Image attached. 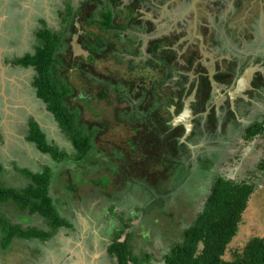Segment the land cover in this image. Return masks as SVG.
<instances>
[{"label":"rangeland","instance_id":"374dc122","mask_svg":"<svg viewBox=\"0 0 264 264\" xmlns=\"http://www.w3.org/2000/svg\"><path fill=\"white\" fill-rule=\"evenodd\" d=\"M80 1L2 0L0 3L4 13L0 14V21L8 22L6 24L8 33L3 31V26L0 35L2 45L7 52V58L22 56L26 53L33 54L40 43L38 31L45 26L57 32L67 31V24L64 22L62 12H70L73 9L80 10L78 6ZM70 2L72 5H69ZM96 13L94 10L92 13L94 15H86L85 22L82 20L84 26L94 32V35L89 33V38H93L92 36L101 32L95 25H90L95 19ZM75 20L81 22V18ZM71 38L67 41L66 60L73 58L76 60L81 57L80 54L72 55L73 50L69 43ZM245 46L246 50H254L251 49L253 48L251 44ZM92 61L90 77L93 72L98 75L116 68L113 60H111L112 62L110 60L97 61L96 63L94 59ZM3 64L6 68L11 67L30 74H37L34 66L13 64L10 59L5 60ZM60 75L67 76L69 83L75 89V92L70 96V105L75 107V111L81 109L82 113L79 119L90 123L92 121L96 124L95 126L103 127L104 130L98 134L97 144L94 145L89 155L81 161L75 162L76 151L68 133L51 117V113L45 111L40 99L35 98V87L23 86V92L31 96L23 104L29 106L30 109L33 107L32 114H40L43 120L48 121L49 133L55 137V144L72 155L65 162L45 158L38 162V166H31L29 163L35 154L33 151L36 149L35 145L25 140H15L6 145L9 147H7L8 149H0L1 165L8 170L15 162L14 170L18 165H25V168L35 172H41L49 167L51 176L49 191L54 199V204L60 215L67 218L72 225L60 227L47 241L16 238L7 249H2L0 245V264H118L117 257L109 253L108 247L117 230L124 226L123 221L134 217L136 213L138 217L132 219L133 225L125 231V235L127 232L131 233L130 243L134 252L141 256L147 252L152 253V258L149 261H144V264H166L165 253L169 252L175 241L183 239V230L195 219L201 206L200 201L212 183L211 177L207 175L205 177L206 173L199 169L198 173L192 177V181H189L190 187L187 190L190 192L179 190L176 197H173L176 202L173 206L164 209L162 205L156 203L149 212L145 211L144 214L143 206L148 202L150 192L143 184L135 187L129 180H121L127 174L125 167L120 166L122 158L126 159L123 157L124 152L121 148H128L126 141L131 137V133L127 125L116 123L114 100H99L96 95L94 97L95 90H98L100 83L96 81L93 84L90 79H86V85H90L91 82L97 87H94V90L86 87L93 94V98L89 102H84L80 94L87 93L81 92L84 89V83L78 73L77 66L72 67L71 65L66 72H61ZM262 82L264 85V80ZM110 96H112L111 92ZM257 97L261 101L262 108L256 110L251 108L249 114L245 115L247 120L253 117L264 120V86ZM26 106L8 109L11 112L10 116L16 122L20 121V118L23 119V123L19 122L14 124L15 126L9 127L24 132L28 127L31 129L30 123L34 119H30L29 125L27 124ZM93 109H101L97 119H94ZM0 112L3 113V110ZM237 129L238 127L229 125L225 132L229 133ZM243 130L244 126L240 127L235 134L230 135L229 139L220 140L221 143H226L224 145L226 151L218 166L222 173L230 177L252 178L257 184V189L244 212L238 234L230 244L226 258H231L232 251L235 248L243 247L250 238L264 237V169L257 168V164L264 160V138L259 140L260 144L256 140L246 142L241 136ZM212 146H210V142L202 141L195 146V152L205 154L212 149ZM219 146L221 149L224 148L222 145ZM214 160L215 157L209 159L210 162ZM215 162L218 160L216 159ZM223 165L225 166L223 167ZM40 166L42 168H39ZM9 171L0 180L2 186L20 188L31 183V178L24 174L25 172L19 171L20 173L10 174ZM192 189L194 190L192 191ZM0 212L6 215L13 225L45 226L38 214L32 216L12 200L0 201ZM1 235L0 232V240Z\"/></svg>","mask_w":264,"mask_h":264},{"label":"trees","instance_id":"16d2710c","mask_svg":"<svg viewBox=\"0 0 264 264\" xmlns=\"http://www.w3.org/2000/svg\"><path fill=\"white\" fill-rule=\"evenodd\" d=\"M246 2L248 6L249 0ZM79 8L82 9L81 6ZM80 10L63 11L62 16L68 30L57 32L46 26L41 28L38 31L40 43L36 51L33 54L26 53L16 57L13 61L15 64L35 67L37 75L34 84L37 88V96L44 100L61 128L68 133L76 151L75 162L89 155L97 144L98 134L104 130L103 127L98 128L93 123L79 119L80 110L75 111V107L70 105V96L75 89L69 83L67 76L60 75L72 65V67L77 66L80 76L85 77L83 67L80 68L76 60L65 58L68 55L67 40L71 38L72 33L78 31L75 19L78 14L83 13V9L82 12ZM111 16L112 13L105 15L104 23L107 22V26H110L113 20ZM109 28L107 30L110 31ZM89 32L94 35V32ZM86 47L93 54L98 51V44L94 42H89ZM260 60L261 58L258 57L255 62ZM249 61V59L246 61V66ZM104 87L100 96L108 98L109 85ZM133 109L134 111L123 108L118 112L120 121L129 127L131 133V137L126 141L128 148H121L124 152L123 157L126 159L122 158L124 161L120 162V166L125 167L127 171L126 176L121 180H129L135 187L143 184L150 192L148 202L143 206L144 214L145 211L149 212L156 203L162 205L164 209L173 206L176 203L173 197H176L179 190L190 192L187 190L190 187L189 181H192V177L198 173L199 169L206 173L205 177L207 175L212 179L208 192L200 201L201 206L195 219L183 230V239L175 241L169 252L165 253V263L264 264V237L261 236L250 238L243 247L232 251L231 258H226L229 246L238 234L244 212L257 189V184L252 178H233L222 173L218 165L223 157L216 151H207L205 154L193 157V148L190 143L198 144L206 132L212 135L211 138L218 145L224 147L226 144L220 142L221 137L217 134V120L210 117L212 119L209 125L210 130L206 131L198 126L199 129H195L188 139L181 141L180 137L183 135L184 128L180 126L171 130L168 123L171 114L168 109H164V112L161 110V114H158L159 111L156 109L139 110L140 112L135 110L136 108ZM147 117L150 123L148 119H143ZM231 122L237 125V130L244 126V123H239L235 119ZM30 124L28 139L36 143L40 150L51 154L54 160L59 162H65L67 158H71L72 154L62 150L54 141H48L46 133L40 128L38 122L32 120ZM232 134L234 132H229L224 138L229 139ZM241 136L246 142L261 141L264 138V120L247 124ZM214 157L218 162L209 161ZM257 165V168L264 169V160ZM1 169L0 165V174ZM24 172L31 178V183L20 188H7L0 183V201H15L23 211H28L32 216L38 214L45 226L13 225L6 215L0 212L2 249H7L16 238L47 241L60 227L72 225L67 218L60 215L54 204L49 191L50 168L47 167L41 172L25 169ZM136 217H138L137 213L134 217L123 221L124 226L117 230L108 247L109 253L117 257L118 264H144V261L152 258V253L147 252L143 256L136 254L130 243L131 233L127 232L125 235V231L133 225L132 219Z\"/></svg>","mask_w":264,"mask_h":264},{"label":"flooded vegetation","instance_id":"af4514ba","mask_svg":"<svg viewBox=\"0 0 264 264\" xmlns=\"http://www.w3.org/2000/svg\"><path fill=\"white\" fill-rule=\"evenodd\" d=\"M248 4L246 0H81L78 6L83 13L76 18H81V24L95 10L90 25L101 32L89 38L90 32L82 23L78 43L89 51L87 55L74 47L75 33L69 42L72 55L80 54L76 61L85 73L81 92L87 94L80 96L89 102L93 94L88 88L97 86L91 82L86 85V79L93 84L98 81L94 97L114 100L116 123L124 124L118 114L123 108L156 109L158 114L168 109L171 130L184 128L181 141L195 129L210 130V117L217 120V134L225 140L226 126H237L232 119L244 123L253 108H262L257 96L264 80V0H249ZM107 13H112L110 26L104 23ZM89 42L98 44L96 54L86 47ZM246 44L254 50H246ZM258 57L261 60L255 62ZM93 59L95 63L113 60L116 68L98 75L93 72L89 77ZM248 68H253L249 84L239 89V80ZM107 85L109 97L103 98L100 94ZM93 111L97 119L101 109ZM176 115L183 116L178 123L174 122ZM189 122L192 130L187 134ZM205 134L199 143L210 142L215 146L209 151L224 157L226 148L221 149L211 134ZM198 144L190 143L193 157L200 155L195 152Z\"/></svg>","mask_w":264,"mask_h":264},{"label":"crops","instance_id":"0c3cea01","mask_svg":"<svg viewBox=\"0 0 264 264\" xmlns=\"http://www.w3.org/2000/svg\"><path fill=\"white\" fill-rule=\"evenodd\" d=\"M3 13H4V10H2V8L0 7V14H3ZM3 23L0 21V30L4 26L3 31H6V34H7L8 28L6 27V24L8 22L5 21ZM1 39L2 38L0 35V109L3 110V113L0 112V149H2V150L8 149L9 147L6 145L10 144L11 142H13L15 140H25L29 143L31 142L33 145H35V148H36V149H33L35 154H33V152H32L33 156L36 159H33L34 158L33 157L32 161L29 163V165L38 166V162L42 159H45V158L53 161L54 158L52 157L51 154L43 152L42 150H40L38 148L36 143H34L28 139V135H29V131H30L29 127L25 132L19 131L17 128L9 127V126H12L14 124H18L19 122L23 123L22 118H20V121L17 120V122L15 119H12L13 117L10 116L11 112L8 110V109H14V108H22V106H26L23 103H25L26 102L25 100L29 99L31 96L28 93L23 92V90H22L23 86H25V87L26 86H28V87L34 86L35 87V96H36L35 98L38 100L40 99L42 105H44V107H45V111L48 113H51V117H53V119L55 121H57V120H56L54 114L48 110L47 104L44 102V100H42L41 98H39L37 96V88L34 84L35 77L37 74L36 75L30 74V73H27L25 71L12 69L11 67H8V68L4 67L3 63L5 60L10 59L13 63L14 59L16 57H19V56L12 57V58L8 59L6 56L7 52H5L6 50L3 47L4 45H2ZM13 64H15V63H13ZM243 76H242V78H243ZM242 78H240L241 80H239V85H238L239 89H242L244 85L247 86L249 84V78L248 77H246L243 81H242ZM13 95H16V96H13ZM25 109L27 110V113H28L27 114L28 118H26V120L28 122L27 124L29 125L30 119H34L36 122L39 123L40 128L46 133L48 141L49 142H53V141L55 142V137L51 136V134L49 133L48 121L43 120V118L41 117L40 114H32L33 110L31 111V109H33V107L30 109L29 106H26ZM46 115H47V113H46ZM254 121H256L254 117L252 119H249V121L243 120V122L245 123L244 125H246V126H247V124L249 125ZM57 123L59 124L58 121H57ZM27 146H28V144H27ZM14 164H15V162H13V165ZM0 165H1V161H0ZM13 165H12V167H9L10 169H8V170L6 169V167L1 165L2 171L0 174V179H2L3 175L7 174L6 172L9 170L10 171L8 173H10V174L20 173L19 171H23V173H24L25 169L32 171L29 168H25L24 167L25 165H23V166L18 165V166H16V168L14 170ZM39 168H42V166H40ZM32 172H35V171H32ZM24 174H26V173H24Z\"/></svg>","mask_w":264,"mask_h":264},{"label":"water","instance_id":"95a60500","mask_svg":"<svg viewBox=\"0 0 264 264\" xmlns=\"http://www.w3.org/2000/svg\"><path fill=\"white\" fill-rule=\"evenodd\" d=\"M78 18V17H77ZM76 26L78 27V31L73 35V40H72V43L74 45V47H76L77 49L81 50L82 52H84L86 55L89 53V51L87 50H84L83 47L77 42L78 38H79V34H81L83 32V30L80 28L81 27V24L78 20H76ZM251 70H253V68H248L246 71H245V74L242 78V81L248 77L250 78L251 75H252V72ZM238 91V90H237ZM181 119H183V116L182 115H176L175 118H174V122L175 123H178ZM192 130V123H188L187 124V134L190 133Z\"/></svg>","mask_w":264,"mask_h":264}]
</instances>
